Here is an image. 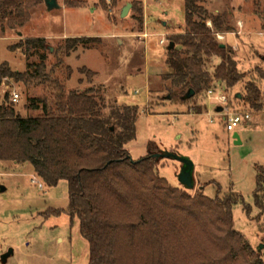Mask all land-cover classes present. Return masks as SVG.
I'll use <instances>...</instances> for the list:
<instances>
[{
	"label": "rangeland",
	"instance_id": "rangeland-1",
	"mask_svg": "<svg viewBox=\"0 0 264 264\" xmlns=\"http://www.w3.org/2000/svg\"><path fill=\"white\" fill-rule=\"evenodd\" d=\"M84 1L79 9L66 7L63 0H58L59 10L48 12L43 2L31 8L22 28L0 34V64L22 73L44 57V73L60 80L66 91L93 88L107 109L136 107V136L125 147L131 159L146 157L147 145L153 143L155 154L175 153L193 162L195 186L186 190L190 195L202 192L214 199L217 186L220 197L231 192L240 195L242 203L232 210L233 230L264 261V212L258 211L253 199L256 167H264V81L258 78L259 72L264 74V0H197L212 15H229L235 29L218 35L217 40L233 49L238 70L246 76L232 90L219 82L211 89L227 94V113L250 114V120L234 131L240 135L239 145L232 139L234 132L225 130L223 115L216 112L220 106L208 99L207 91L184 103L167 94V48L171 36L184 30V0ZM126 4L131 9L120 18ZM73 38L93 40L87 43L89 49L79 46L70 54L60 50L64 40ZM26 39L45 40L52 51L31 48L27 57L24 48H16ZM218 64L217 58L211 60V74ZM82 68L93 73L91 79L79 73ZM248 81L262 92L259 112L233 99L236 93L244 94ZM46 85L3 80L0 102L5 93H17L15 111L22 117H36L41 111L32 110L29 99L44 96ZM199 110L203 113L198 114ZM181 167L177 161L162 159L156 170L171 187L185 190L178 180ZM68 206L65 181L48 187L30 164L1 162L0 264H88V243L80 234L79 221L66 214ZM245 206L251 209L249 215ZM9 250L13 253L4 263L2 256Z\"/></svg>",
	"mask_w": 264,
	"mask_h": 264
},
{
	"label": "trees",
	"instance_id": "trees-1",
	"mask_svg": "<svg viewBox=\"0 0 264 264\" xmlns=\"http://www.w3.org/2000/svg\"><path fill=\"white\" fill-rule=\"evenodd\" d=\"M42 2L0 0V34L22 28L30 19V9ZM63 3L72 9L85 5L84 0ZM184 12V30L171 36L174 47L167 48L164 81L170 99L184 103L182 97L189 90L196 97L210 90L214 82L227 90L237 87L246 75L238 70L233 49L217 40L218 35L235 32L229 15H212L197 0H184ZM92 40L66 39L60 50L70 54L79 46L89 49L87 43ZM36 47L51 52L40 39H26L16 46L24 48L27 57ZM213 58L219 64L211 74ZM45 70L44 57L22 73L0 64V89L3 80L48 84L44 96L29 99L30 108L41 111L36 117H22L10 101V93L3 95L0 163L30 164L48 187L67 183L66 214L79 221L80 234L89 246L88 264H264L258 251L233 230L232 210L242 203L240 195L231 192L220 197L217 186L216 197L210 199L202 192L190 195L171 187L157 174L159 161L152 158L156 153L153 143H148L147 156L138 161L125 148L136 136V107L107 109L93 88L66 91ZM79 73L88 79L93 76L86 68ZM71 74L68 68L67 80ZM258 78L264 81V74L259 72ZM243 92L233 99L254 112L263 109L262 92L255 82L245 83ZM253 199L258 211L264 212L262 166L256 167ZM244 210L247 215L251 212L248 206Z\"/></svg>",
	"mask_w": 264,
	"mask_h": 264
},
{
	"label": "water",
	"instance_id": "water-1",
	"mask_svg": "<svg viewBox=\"0 0 264 264\" xmlns=\"http://www.w3.org/2000/svg\"><path fill=\"white\" fill-rule=\"evenodd\" d=\"M43 3H44V6L48 12H51L53 10H59L61 8L59 3H58V0H43ZM130 9H131V5L126 4L120 13V18H125L128 15V12L130 11ZM173 47H174L173 43H170L168 50L173 49ZM221 47L223 48L224 45H221ZM194 96H195V92L193 90H189L182 97V101H188V100L192 99ZM236 98H240V95L237 94ZM222 111H223L222 107H218L216 109L217 113H222ZM232 139L234 140L235 145L241 144L240 136L237 132L233 133ZM152 158H154L157 161H160L162 159H170V160H174V161L179 162L182 165V167H181L180 173L178 175V180L185 190H188V191L193 190V188L195 186L194 164L190 159H188L186 157L179 156L175 153H169V152H162L159 154H153ZM12 253H13L12 250H9L5 255L2 256V261L5 263L6 260L12 255Z\"/></svg>",
	"mask_w": 264,
	"mask_h": 264
},
{
	"label": "built area",
	"instance_id": "built-area-1",
	"mask_svg": "<svg viewBox=\"0 0 264 264\" xmlns=\"http://www.w3.org/2000/svg\"><path fill=\"white\" fill-rule=\"evenodd\" d=\"M164 40L160 41V44H164ZM208 99H210L213 102H216L220 107L223 108L222 114L223 120L225 123V130L227 132H234L238 127L241 125L246 124L250 120V114L249 113H237V112H230L227 113L226 107L229 103V99L226 93H222L221 95H218L215 91L212 89L207 91ZM10 101L13 104L18 103L19 101V95L17 93H12L10 97ZM212 122V121H211ZM41 187V186H40Z\"/></svg>",
	"mask_w": 264,
	"mask_h": 264
},
{
	"label": "crops",
	"instance_id": "crops-1",
	"mask_svg": "<svg viewBox=\"0 0 264 264\" xmlns=\"http://www.w3.org/2000/svg\"><path fill=\"white\" fill-rule=\"evenodd\" d=\"M202 113H203V112H202ZM202 113H201V114H202ZM239 136H240V135H239Z\"/></svg>",
	"mask_w": 264,
	"mask_h": 264
}]
</instances>
